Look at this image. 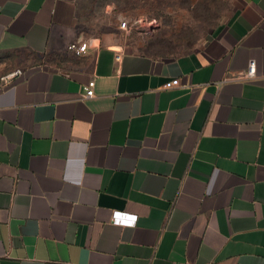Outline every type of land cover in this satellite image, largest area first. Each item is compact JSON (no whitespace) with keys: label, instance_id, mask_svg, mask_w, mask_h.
I'll list each match as a JSON object with an SVG mask.
<instances>
[{"label":"crops","instance_id":"1","mask_svg":"<svg viewBox=\"0 0 264 264\" xmlns=\"http://www.w3.org/2000/svg\"><path fill=\"white\" fill-rule=\"evenodd\" d=\"M97 5L0 0V264H264V0L173 56Z\"/></svg>","mask_w":264,"mask_h":264},{"label":"rangeland","instance_id":"2","mask_svg":"<svg viewBox=\"0 0 264 264\" xmlns=\"http://www.w3.org/2000/svg\"><path fill=\"white\" fill-rule=\"evenodd\" d=\"M104 24L121 26L127 45L150 55L193 52L233 16L240 0H97Z\"/></svg>","mask_w":264,"mask_h":264},{"label":"built area","instance_id":"3","mask_svg":"<svg viewBox=\"0 0 264 264\" xmlns=\"http://www.w3.org/2000/svg\"><path fill=\"white\" fill-rule=\"evenodd\" d=\"M127 25L126 21H123L121 23V27L125 28ZM89 47L88 42H82V43H73L69 45V50L73 51L76 55H83L87 52ZM117 59H120V56H117ZM22 71L17 70L11 74L5 75L3 77H0V87L5 86L13 81L14 78H16L18 75H21ZM257 76V63L254 59L249 60L248 66L246 71L243 73V78L252 79ZM180 83L179 79H173L168 81L165 84V87L170 88L177 86ZM95 81H91L88 86L85 87V95L87 97H92L95 94L94 91ZM126 214L121 211H115L113 214V222L120 225H134L137 221L136 215H132V219L126 220L124 219V216Z\"/></svg>","mask_w":264,"mask_h":264}]
</instances>
